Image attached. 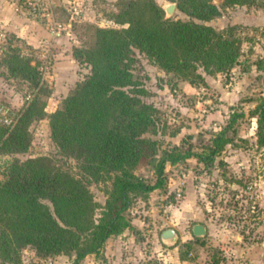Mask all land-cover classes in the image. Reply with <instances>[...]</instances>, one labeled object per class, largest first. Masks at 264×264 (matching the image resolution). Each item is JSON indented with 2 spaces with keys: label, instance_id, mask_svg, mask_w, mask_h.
<instances>
[{
  "label": "rangeland",
  "instance_id": "rangeland-1",
  "mask_svg": "<svg viewBox=\"0 0 264 264\" xmlns=\"http://www.w3.org/2000/svg\"><path fill=\"white\" fill-rule=\"evenodd\" d=\"M70 1L56 0L59 6L54 14L59 21H68ZM74 1L81 12L63 32L61 41L51 40L35 48L13 33L0 34V59L10 44L19 47L22 55L32 58V65L37 64L41 82L50 91L49 95L40 94L46 103L45 116L30 123L28 150L10 156L19 160L46 156L61 170L83 179L98 203L94 212L97 219L113 179L87 181L79 162L62 154L52 141L48 115L60 108L76 84L90 73L89 65L75 59V50L93 46L96 28L127 24L114 19L123 0ZM154 1L166 18L189 19L176 2ZM212 2L219 7L220 15L207 23L224 34L232 29L241 40V55L234 68L213 75L200 70L206 84L192 85L165 72L133 47L130 71L144 91L141 99L156 109L154 126L145 136L157 141V156L173 145L208 151L212 137L234 113L243 112L228 133L233 140L216 155L211 166L195 157L175 165L167 163L165 186L130 207L132 228L108 238L99 255H90L81 264H264V147L256 143V119L248 114L264 97V2ZM168 3H175L170 16L164 10ZM26 17L46 24L41 18ZM35 91L28 82L11 77L0 64V124L12 127ZM5 158L0 153V180ZM135 173L151 183L156 179L150 159H143ZM195 224L205 226L204 235L193 234ZM166 228L177 231L175 242H162L160 234ZM20 258L23 264H72L70 255L40 256L32 246L24 247Z\"/></svg>",
  "mask_w": 264,
  "mask_h": 264
},
{
  "label": "trees",
  "instance_id": "trees-1",
  "mask_svg": "<svg viewBox=\"0 0 264 264\" xmlns=\"http://www.w3.org/2000/svg\"><path fill=\"white\" fill-rule=\"evenodd\" d=\"M170 1L189 19L166 18L154 0H123L114 19L127 27L96 28L93 46L75 50V59L89 65L90 73L48 115L52 141L62 154L79 162L87 181L113 179L97 219L98 203L83 179L46 156L25 160L10 156L28 150V127L45 116L40 94L50 91L41 82L37 64L32 65V58L22 55L19 47L10 44L3 52L0 64L9 75L36 91L12 127L0 124V153L6 155L0 180L1 264H23L20 252L26 246L40 256L70 255L72 264L99 255L108 238L132 228L128 212L135 201L165 186L167 163L195 157L208 167L232 142L228 133L243 112L234 113L212 137L208 151L173 145L157 156V141L145 136L154 126L156 109L141 99L144 91L132 79L133 47L192 85L206 84L200 70L209 75L228 73L241 55V40L232 29L224 34L207 23L220 15L212 0ZM258 2L264 0H224L226 5ZM248 114L256 119V143L264 147V97ZM143 159L154 166L152 183L135 173Z\"/></svg>",
  "mask_w": 264,
  "mask_h": 264
},
{
  "label": "crops",
  "instance_id": "crops-1",
  "mask_svg": "<svg viewBox=\"0 0 264 264\" xmlns=\"http://www.w3.org/2000/svg\"><path fill=\"white\" fill-rule=\"evenodd\" d=\"M16 1L0 0V34L13 33L35 48L47 45L51 40H63L64 33L58 39L53 38L49 34L45 23L15 12L14 6ZM58 6L56 0H53L55 12Z\"/></svg>",
  "mask_w": 264,
  "mask_h": 264
},
{
  "label": "built area",
  "instance_id": "built-area-1",
  "mask_svg": "<svg viewBox=\"0 0 264 264\" xmlns=\"http://www.w3.org/2000/svg\"><path fill=\"white\" fill-rule=\"evenodd\" d=\"M14 10L25 16L27 15L45 20L48 32L53 38L60 37L63 32L71 26V22L79 17L81 12L78 3H75L74 0L69 2L68 11L70 16L67 22L59 21L55 17L53 0H17ZM180 195V192H177V196L179 197Z\"/></svg>",
  "mask_w": 264,
  "mask_h": 264
},
{
  "label": "water",
  "instance_id": "water-1",
  "mask_svg": "<svg viewBox=\"0 0 264 264\" xmlns=\"http://www.w3.org/2000/svg\"><path fill=\"white\" fill-rule=\"evenodd\" d=\"M175 8V3H168L164 6V10L166 12L167 16H170ZM193 234L195 236H200V235H204L206 232L205 226L202 224H195L193 226ZM160 238L162 240V242L164 243H173L177 240L178 238V233L175 229L173 228H166L164 229L161 234H160Z\"/></svg>",
  "mask_w": 264,
  "mask_h": 264
}]
</instances>
